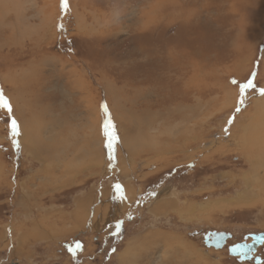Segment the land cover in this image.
Returning a JSON list of instances; mask_svg holds the SVG:
<instances>
[{"label":"rangeland","instance_id":"374dc122","mask_svg":"<svg viewBox=\"0 0 264 264\" xmlns=\"http://www.w3.org/2000/svg\"><path fill=\"white\" fill-rule=\"evenodd\" d=\"M67 4L0 0V89L63 146L0 108V264H264L229 252L264 232V0Z\"/></svg>","mask_w":264,"mask_h":264},{"label":"bare ground","instance_id":"6f19581e","mask_svg":"<svg viewBox=\"0 0 264 264\" xmlns=\"http://www.w3.org/2000/svg\"><path fill=\"white\" fill-rule=\"evenodd\" d=\"M72 82H74L73 84L74 85H76V80L75 79H73L72 80ZM18 88V87H17ZM71 88H73V87H71ZM15 106H16V108L17 109H15L14 111H16V118H17V120H18V125H19V135L18 136H16L15 138H13V139H15L17 142H18V150H22V148H25V146H29L30 145V147L29 148H35L36 149V153L37 152H41V149L43 150V151H45V152H48V155H50L53 159L55 158V155H54V153L53 152H57V153H60V150H59V147L60 146H62V145H60V143H58V141H57V139H53V138H51V141H40L39 140V138L38 139H35V138H33V140H32V134H31V132H29L30 130H29V123L27 124V121H28V119L27 118H25L24 117V114H26V112L28 113V111L26 110V104L25 105H21V106H18V104H17V102L15 101V104H14ZM18 109H20V110H18ZM30 113V112H29ZM28 113V114H29ZM29 122V121H28ZM260 129V128H259ZM257 131V130H256ZM73 134V133H72ZM250 139V140H249ZM249 139H247V141H246V143L244 144V146H242L246 151H255L257 154H259V155H264V128H262L261 130H260V132L258 131V135H257V137H255L254 139V141H255V143L254 144H252V141H253V139L252 138H249ZM33 141V142H32ZM250 142V145L249 144H247V143H249ZM89 145H91V140H90V143L88 144V146ZM255 145V146H254ZM70 145H66V149L69 147ZM63 147V146H62ZM240 147H241V145H240ZM241 147V148H242ZM70 148V147H69ZM103 147H101V149H102ZM76 149V148H75ZM78 149H79V147H78ZM30 150V149H29ZM42 151V152H43ZM70 151V150H69ZM77 151H79V152H82L83 153V151H82V149H79V150H77ZM93 150H91L90 152L91 153H93L94 154V151L92 152ZM98 151V150H97ZM88 152V151H87ZM68 153V152H67ZM250 153V152H249ZM40 154H42V153H40ZM40 154H39V156L37 155V154H35L36 155V157L38 158H42V156H40ZM74 154L75 155H73V157H72V160H76V154H78L77 152L75 153L74 152ZM253 154V153H252ZM46 156H47V154H45ZM59 156H61V158H62V156L63 155H59ZM58 156V157H59ZM65 156H66V154H65ZM65 156H63V157H65ZM71 156V155H70ZM257 157V156H256ZM264 157V156H263ZM45 159V158H44ZM52 159V160H53ZM68 160V159H67ZM57 162V161H56ZM73 162V161H72ZM58 163V162H57ZM67 163H71V162H67ZM42 168H43V166H42ZM61 169H62V167H61ZM58 173V172H57ZM45 174V173H44ZM39 176V175H38ZM53 176V175H52ZM45 177V176H44ZM57 178V177H56ZM129 188V187H128ZM126 193V192H125ZM162 193V192H161ZM127 194V193H126ZM127 196V195H126ZM129 197V196H128ZM115 198V197H114ZM118 199V198H117ZM84 203V202H83ZM107 205V204H106ZM112 205V204H111ZM89 206V205H88ZM81 208V207H80ZM107 208V207H106ZM79 209V208H78ZM84 209H86V208H84ZM108 209H109V207H108ZM82 210V209H81ZM96 210H98V209H95V211ZM107 210V209H106ZM100 211V210H99ZM111 218V217H110ZM109 218V219H110ZM107 220V219H106ZM95 221V220H94ZM91 222V221H90ZM81 224V223H80ZM127 250V249H126ZM128 253V252H127ZM123 254V253H122ZM124 256V255H123ZM126 256V255H125ZM127 257V256H126ZM122 258V257H121ZM128 258V257H127ZM130 259V258H129ZM133 258H131V260H132Z\"/></svg>","mask_w":264,"mask_h":264},{"label":"snow or ice","instance_id":"6c2138e0","mask_svg":"<svg viewBox=\"0 0 264 264\" xmlns=\"http://www.w3.org/2000/svg\"><path fill=\"white\" fill-rule=\"evenodd\" d=\"M61 7H62V9H67V7H68L67 0H61ZM58 27H62V25H58ZM234 83H235V81H234ZM251 86H252V81L249 80L246 84H244L241 87V92L243 93L244 89H247ZM261 92L264 93V90H261ZM240 103H243V100H241ZM0 108L6 110V112H7L8 118L11 121L10 127H11L12 135L18 136L19 135V125H18L16 119L13 118V116H12V105H11L9 99L4 95V92L2 89H0ZM101 108L104 111V115H105V123L103 124V128H104L105 136L107 137L106 146L110 150V155H111V152L114 149V144L117 140V137H116V134L114 131L115 126L111 121L110 115L107 111V106L102 104ZM239 111H240V108L237 107L236 112H239ZM231 123H232V119L230 118L228 121V124H231ZM225 131H227V129H225ZM13 144L18 146V142L15 139L13 140ZM115 187H116L117 192L121 191V186L119 184H117ZM121 198H123V197H121ZM120 226H121V223L118 222L116 225L117 230L120 229ZM77 247L78 248L80 247L79 243H77Z\"/></svg>","mask_w":264,"mask_h":264},{"label":"water","instance_id":"95a60500","mask_svg":"<svg viewBox=\"0 0 264 264\" xmlns=\"http://www.w3.org/2000/svg\"><path fill=\"white\" fill-rule=\"evenodd\" d=\"M209 237L210 241L208 240V236L205 237L206 245L219 248L225 244L226 240L230 237V234L217 231L211 232ZM251 239L252 240L248 242L237 243L235 245L229 246L230 254L241 256V260L251 258L257 247L264 242V232L251 234ZM258 261H260L259 258L256 259V262Z\"/></svg>","mask_w":264,"mask_h":264},{"label":"flooded vegetation","instance_id":"af4514ba","mask_svg":"<svg viewBox=\"0 0 264 264\" xmlns=\"http://www.w3.org/2000/svg\"><path fill=\"white\" fill-rule=\"evenodd\" d=\"M208 240L210 241V237L208 236ZM249 240H247L246 242H248Z\"/></svg>","mask_w":264,"mask_h":264}]
</instances>
